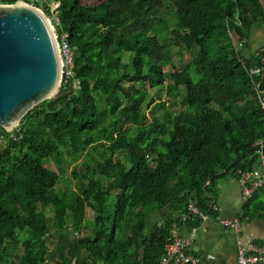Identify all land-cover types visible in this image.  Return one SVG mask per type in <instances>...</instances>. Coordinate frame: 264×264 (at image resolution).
Returning a JSON list of instances; mask_svg holds the SVG:
<instances>
[{
    "label": "trees",
    "instance_id": "16d2710c",
    "mask_svg": "<svg viewBox=\"0 0 264 264\" xmlns=\"http://www.w3.org/2000/svg\"><path fill=\"white\" fill-rule=\"evenodd\" d=\"M51 1L56 34L73 50V78L61 84L64 97L31 109L11 133L0 128V264H46L47 237L69 228L84 264H160L173 225L201 221L172 217L147 230L149 212L193 202L210 213L219 177L257 167L264 49L242 50L264 25V0ZM177 41L192 60L166 86ZM155 90L182 100V115L159 96L156 104ZM153 107L165 114H147ZM70 165L76 189L59 192ZM242 220H264V187L244 204Z\"/></svg>",
    "mask_w": 264,
    "mask_h": 264
},
{
    "label": "water",
    "instance_id": "95a60500",
    "mask_svg": "<svg viewBox=\"0 0 264 264\" xmlns=\"http://www.w3.org/2000/svg\"><path fill=\"white\" fill-rule=\"evenodd\" d=\"M21 1L0 4V128L6 131L31 109L66 95H60L62 61L53 28Z\"/></svg>",
    "mask_w": 264,
    "mask_h": 264
},
{
    "label": "crops",
    "instance_id": "0c3cea01",
    "mask_svg": "<svg viewBox=\"0 0 264 264\" xmlns=\"http://www.w3.org/2000/svg\"><path fill=\"white\" fill-rule=\"evenodd\" d=\"M211 188L216 196L212 204H216L220 210L216 212L217 215L211 212L206 220L198 224L190 251L197 259L194 264H238L239 241L256 244L260 242L259 245L264 250V245L261 244V242L264 243V220H242L244 203L242 189L236 182V178L229 176L228 181L222 182L220 187L214 183ZM162 209H168L167 214L160 217L165 219L164 223L172 217L175 218L174 223H177L176 219L180 218L183 212V210H176L173 205ZM162 209H154L150 212L146 221L147 230L159 226L156 219L159 216L158 212ZM235 219L241 221V228L238 232L224 224L227 220ZM189 235V227L173 225L172 236L188 237ZM52 248L53 251L50 250L46 264H84L86 261L82 251L65 252L58 245Z\"/></svg>",
    "mask_w": 264,
    "mask_h": 264
},
{
    "label": "built area",
    "instance_id": "2783aa9c",
    "mask_svg": "<svg viewBox=\"0 0 264 264\" xmlns=\"http://www.w3.org/2000/svg\"><path fill=\"white\" fill-rule=\"evenodd\" d=\"M47 0H34L33 5L41 12V7L37 4H45ZM26 5V4H25ZM42 13V12H41ZM51 21L48 22L53 28L56 43L58 46L60 58L62 61L61 84L67 83L73 78V50L68 45V36L66 34L57 35L56 28L59 27L58 14L50 9L48 14ZM235 47L240 49L243 45L237 40L234 41ZM264 65V58H263ZM262 67L252 69L251 74H260ZM261 105L264 109V98L261 99ZM11 131H6L11 133ZM4 137L1 136L0 141ZM254 152L257 157V167L253 170H240L236 177V182L242 189L243 203H248L255 193L264 187V140H259L254 144ZM220 208L216 204H211L210 213L218 212ZM201 210L195 203L191 202L180 215V220L183 223H189L193 219L204 221L209 214ZM224 224L238 232L241 228L240 219L227 220ZM190 235L188 237L172 236L168 244L165 246V254L160 260V264H194L197 259L190 253L191 245L196 236L198 226H190ZM264 263V250L259 244L254 242L242 243L238 242V264H261Z\"/></svg>",
    "mask_w": 264,
    "mask_h": 264
},
{
    "label": "rangeland",
    "instance_id": "374dc122",
    "mask_svg": "<svg viewBox=\"0 0 264 264\" xmlns=\"http://www.w3.org/2000/svg\"><path fill=\"white\" fill-rule=\"evenodd\" d=\"M34 0H25V1H21L20 3L22 4H26L28 6H34L33 5ZM45 5L48 6L50 9L54 8V4L52 3L51 0H47L45 2ZM41 9L42 14L45 16V18L49 19V21H51V18L46 14V12H44L43 8H39ZM169 18V30L170 31H174L177 30V27L175 25V16L171 15ZM181 46V42L177 41V43H174V48H173V68L169 67L165 70L166 73V86L173 84V79H172V74L174 72V70L182 72L185 70V68L189 65V63L192 60V57L189 53H185L182 52L180 49ZM264 49V25L263 24H259L257 26H255L251 32H250V41L248 44V47L242 50V52H244L246 55H254L256 54L258 51ZM61 89V84L60 87ZM180 94L182 97H185V89L183 87L180 88ZM149 96L152 97L153 99H155L156 104H159L160 102L158 101V96L160 97V100L162 101V103H166V109L174 116V117H178L180 116V114L182 115V112L185 110V105L182 104V100H179L177 102H169L166 98L165 95V91H161L160 93H158V90H155L153 92H149ZM156 107L152 108V111L150 112V110H147V114H151V113H158L160 116H163V114H165L164 109L162 108H157L156 111L155 109ZM126 130L128 132H130L131 135H134L136 132V128H134L132 125H127L125 126ZM107 153L109 154V152L107 151ZM118 156V155H117ZM94 157L96 159H100V155L98 153H94ZM118 157H123V155H119ZM81 162V160L79 161ZM65 173L63 175V180L61 182V184L58 186V191L59 192H63L66 190V187L68 186L71 189H76V181L72 178L71 175V171H72V166H65L64 167ZM229 176L227 177H219L216 181L215 184L217 187H220V184L224 181H228ZM67 183V184H66ZM113 194H116V191L112 192ZM152 212V211H150ZM149 212V214H150ZM155 212V211H154ZM168 212V209H162V211L158 212V218L156 220H158V224L162 225L165 221V219H161L160 217L163 215L165 216ZM93 211L92 208H88L87 209V220L88 221H92L93 217H92ZM70 216L68 217V220H70ZM76 235L74 233V231L69 228L65 231H60V232H53L51 233L48 237H47V245L49 247V249L51 251H53L54 246L58 245V247L62 248L65 252H69V251H74L73 249V243L76 240Z\"/></svg>",
    "mask_w": 264,
    "mask_h": 264
}]
</instances>
